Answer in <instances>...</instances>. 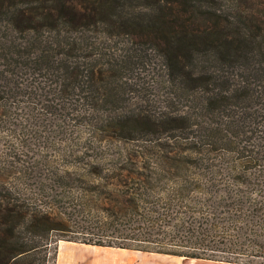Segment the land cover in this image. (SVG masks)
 Instances as JSON below:
<instances>
[{
    "label": "trees",
    "instance_id": "trees-1",
    "mask_svg": "<svg viewBox=\"0 0 264 264\" xmlns=\"http://www.w3.org/2000/svg\"><path fill=\"white\" fill-rule=\"evenodd\" d=\"M60 238L264 264V0H0V264Z\"/></svg>",
    "mask_w": 264,
    "mask_h": 264
},
{
    "label": "rangeland",
    "instance_id": "rangeland-1",
    "mask_svg": "<svg viewBox=\"0 0 264 264\" xmlns=\"http://www.w3.org/2000/svg\"><path fill=\"white\" fill-rule=\"evenodd\" d=\"M55 264H251L60 238Z\"/></svg>",
    "mask_w": 264,
    "mask_h": 264
},
{
    "label": "crops",
    "instance_id": "crops-1",
    "mask_svg": "<svg viewBox=\"0 0 264 264\" xmlns=\"http://www.w3.org/2000/svg\"><path fill=\"white\" fill-rule=\"evenodd\" d=\"M211 259V258H210Z\"/></svg>",
    "mask_w": 264,
    "mask_h": 264
}]
</instances>
